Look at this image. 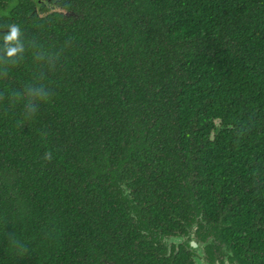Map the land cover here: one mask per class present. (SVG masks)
I'll return each mask as SVG.
<instances>
[{"label": "trees", "instance_id": "obj_1", "mask_svg": "<svg viewBox=\"0 0 264 264\" xmlns=\"http://www.w3.org/2000/svg\"><path fill=\"white\" fill-rule=\"evenodd\" d=\"M10 1L26 52L0 65V264H162L139 250L187 192L264 243V0ZM41 70L55 95L27 120L11 93Z\"/></svg>", "mask_w": 264, "mask_h": 264}, {"label": "flooded vegetation", "instance_id": "obj_2", "mask_svg": "<svg viewBox=\"0 0 264 264\" xmlns=\"http://www.w3.org/2000/svg\"><path fill=\"white\" fill-rule=\"evenodd\" d=\"M187 197L188 192L183 197L186 205L171 221L173 228L169 233L146 238L152 243L160 242L139 251L151 252L162 264H264L262 240L254 245L245 230L236 242L226 237L224 230L232 224L224 218L226 210H222L219 201L205 205L196 197L190 201Z\"/></svg>", "mask_w": 264, "mask_h": 264}, {"label": "clouds", "instance_id": "obj_3", "mask_svg": "<svg viewBox=\"0 0 264 264\" xmlns=\"http://www.w3.org/2000/svg\"><path fill=\"white\" fill-rule=\"evenodd\" d=\"M23 32L21 26L17 23H9L0 26V65L5 61L12 64L18 63L26 52L24 40L22 39ZM37 63L42 64L49 71L56 69V60L58 56L55 54L37 51L33 56ZM6 72L0 68V75ZM45 80L44 71L38 72L34 80L25 85L23 92L12 91L11 96L17 102H22L24 107V118L32 120L36 117L39 106L51 102L55 93H53L43 82ZM3 93H0V101L3 100ZM44 136L47 135L45 132ZM45 161L51 162L53 159L52 151H46L43 155ZM9 244L15 250L16 254L23 257L29 252L28 247L17 239L14 233H9Z\"/></svg>", "mask_w": 264, "mask_h": 264}, {"label": "rangeland", "instance_id": "obj_4", "mask_svg": "<svg viewBox=\"0 0 264 264\" xmlns=\"http://www.w3.org/2000/svg\"><path fill=\"white\" fill-rule=\"evenodd\" d=\"M18 0H11L7 7H6V12L9 11V9H11L12 7H14L17 4Z\"/></svg>", "mask_w": 264, "mask_h": 264}]
</instances>
